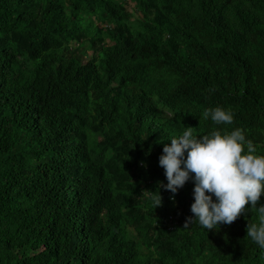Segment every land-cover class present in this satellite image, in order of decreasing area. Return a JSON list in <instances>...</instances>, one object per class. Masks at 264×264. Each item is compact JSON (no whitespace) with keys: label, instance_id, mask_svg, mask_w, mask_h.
<instances>
[{"label":"trees","instance_id":"1","mask_svg":"<svg viewBox=\"0 0 264 264\" xmlns=\"http://www.w3.org/2000/svg\"><path fill=\"white\" fill-rule=\"evenodd\" d=\"M189 126L264 155V0H0V264H264L251 202L207 230L159 187Z\"/></svg>","mask_w":264,"mask_h":264},{"label":"clouds","instance_id":"2","mask_svg":"<svg viewBox=\"0 0 264 264\" xmlns=\"http://www.w3.org/2000/svg\"><path fill=\"white\" fill-rule=\"evenodd\" d=\"M209 116L217 124L234 120L233 111L223 106L206 109L203 117ZM170 141L164 144L159 157L167 178V183L161 181L159 187L176 194L186 182H194V215L187 218L185 226L193 220L207 230L221 223L231 224L251 202L259 215L258 223L247 225V236L264 248V204L257 207L264 193V155L257 153L245 131L240 127L217 129L197 136L189 126ZM153 199L155 208L162 204L160 191Z\"/></svg>","mask_w":264,"mask_h":264}]
</instances>
